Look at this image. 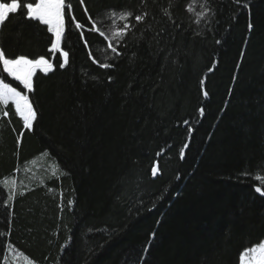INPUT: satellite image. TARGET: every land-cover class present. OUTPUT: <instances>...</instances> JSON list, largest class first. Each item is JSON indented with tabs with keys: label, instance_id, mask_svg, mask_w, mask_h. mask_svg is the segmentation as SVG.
I'll return each instance as SVG.
<instances>
[{
	"label": "trees",
	"instance_id": "obj_1",
	"mask_svg": "<svg viewBox=\"0 0 264 264\" xmlns=\"http://www.w3.org/2000/svg\"><path fill=\"white\" fill-rule=\"evenodd\" d=\"M65 2L55 52L26 10L0 30L52 64L31 92L3 74L36 118L0 104V264H239L264 240V0Z\"/></svg>",
	"mask_w": 264,
	"mask_h": 264
},
{
	"label": "snow or ice",
	"instance_id": "obj_2",
	"mask_svg": "<svg viewBox=\"0 0 264 264\" xmlns=\"http://www.w3.org/2000/svg\"><path fill=\"white\" fill-rule=\"evenodd\" d=\"M243 7L247 6V0H245ZM200 7L204 11H210V6H208V0H201ZM26 10V13L20 12V19L22 21L38 22V25H46L47 33H51L48 39L51 41V51L55 52L58 50L62 37L64 36L65 28V15H66V2L65 0H27V2H19V0H10V2H0V30H2L5 22L10 18L12 14H17L18 10ZM192 9L189 8V11ZM167 14V13H166ZM122 19H126L128 16L132 15L130 12H122ZM201 16L204 12L200 13ZM142 16H135L136 21H141ZM77 28L80 27L79 24L76 25ZM129 27L128 24L124 25L123 29H118L112 33L114 37L122 36L125 34V30ZM249 29L251 30L252 25L249 23ZM104 35L103 32L100 33ZM219 43V41H217ZM111 47V45H109ZM115 52L116 49L112 48ZM67 52H61V56L64 57V63H60L59 67L63 68L67 63ZM0 65H2V72H0V104H8L11 102L15 105V111L20 115L23 120L24 128L31 129L33 126V121L36 118V113L33 110L32 105L29 103V97L27 94H22L15 87H12L10 83L5 82L4 73L7 77H11L18 81L23 89L29 92L33 89V75L37 69L47 73L52 69V64L48 62L43 56L36 59H29L24 55L16 56L15 58H8L5 52L0 49ZM102 67H108L109 65H101ZM203 84V81H201ZM207 96V92L204 93ZM203 112V109H201ZM7 115V112H5ZM181 157H183L184 152L181 149ZM156 168L152 169L153 175H156ZM256 179L264 183V176L257 175ZM255 191L264 195V187H256ZM9 192L12 193L8 196L11 200L14 198V188H10ZM22 194V193H21ZM71 203V201H70ZM153 235H155L153 233ZM240 264H264V241L257 243L253 247L246 248L240 254Z\"/></svg>",
	"mask_w": 264,
	"mask_h": 264
},
{
	"label": "rangeland",
	"instance_id": "obj_3",
	"mask_svg": "<svg viewBox=\"0 0 264 264\" xmlns=\"http://www.w3.org/2000/svg\"><path fill=\"white\" fill-rule=\"evenodd\" d=\"M111 45L110 48H113V44H109ZM62 57V61L64 63V57ZM39 69H37L38 71ZM41 71V70H39ZM50 71V70H49ZM43 72V71H41ZM45 73V72H44ZM19 83V82H18ZM22 86V85H21ZM23 87V86H22ZM25 92H27L28 90L24 89ZM13 185V184H12ZM264 241V240H262ZM3 264H34L30 259H28L26 256H23L22 254L18 253V252H15V251H8V254L4 260V263ZM239 264H240V261H239Z\"/></svg>",
	"mask_w": 264,
	"mask_h": 264
},
{
	"label": "water",
	"instance_id": "obj_4",
	"mask_svg": "<svg viewBox=\"0 0 264 264\" xmlns=\"http://www.w3.org/2000/svg\"><path fill=\"white\" fill-rule=\"evenodd\" d=\"M153 168H156V169H157V171H156V175H153V173H152V169H153ZM152 169H151V174H152V177L155 178V177L157 176V174H158V165H157L156 162L153 164Z\"/></svg>",
	"mask_w": 264,
	"mask_h": 264
},
{
	"label": "crops",
	"instance_id": "obj_5",
	"mask_svg": "<svg viewBox=\"0 0 264 264\" xmlns=\"http://www.w3.org/2000/svg\"><path fill=\"white\" fill-rule=\"evenodd\" d=\"M13 106H14V110H15V105L13 104ZM16 112V111H15ZM17 114V113H16ZM19 117H20V115L19 114H17ZM21 118V117H20Z\"/></svg>",
	"mask_w": 264,
	"mask_h": 264
}]
</instances>
